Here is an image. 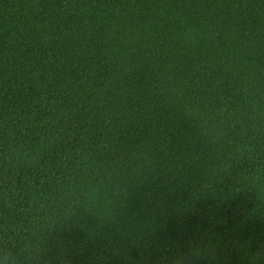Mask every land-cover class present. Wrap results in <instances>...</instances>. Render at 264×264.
I'll return each mask as SVG.
<instances>
[{
  "label": "trees",
  "instance_id": "16d2710c",
  "mask_svg": "<svg viewBox=\"0 0 264 264\" xmlns=\"http://www.w3.org/2000/svg\"><path fill=\"white\" fill-rule=\"evenodd\" d=\"M0 264H264V0H0Z\"/></svg>",
  "mask_w": 264,
  "mask_h": 264
}]
</instances>
